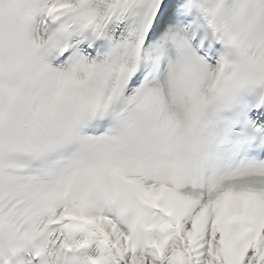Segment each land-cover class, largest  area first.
<instances>
[{"label": "snow or ice", "instance_id": "6c2138e0", "mask_svg": "<svg viewBox=\"0 0 264 264\" xmlns=\"http://www.w3.org/2000/svg\"><path fill=\"white\" fill-rule=\"evenodd\" d=\"M8 10L0 264H264V0Z\"/></svg>", "mask_w": 264, "mask_h": 264}, {"label": "clouds", "instance_id": "9594fccd", "mask_svg": "<svg viewBox=\"0 0 264 264\" xmlns=\"http://www.w3.org/2000/svg\"><path fill=\"white\" fill-rule=\"evenodd\" d=\"M12 0H0V32H3L5 36L10 33H14L20 25L23 23V17L20 13L15 11H9V6ZM18 49L15 47H6L3 55L6 59L17 55Z\"/></svg>", "mask_w": 264, "mask_h": 264}]
</instances>
